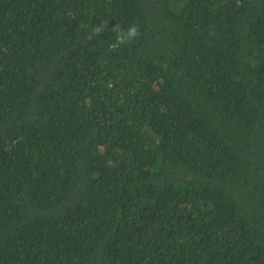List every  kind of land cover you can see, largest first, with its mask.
Here are the masks:
<instances>
[{
	"label": "trees",
	"instance_id": "obj_1",
	"mask_svg": "<svg viewBox=\"0 0 264 264\" xmlns=\"http://www.w3.org/2000/svg\"><path fill=\"white\" fill-rule=\"evenodd\" d=\"M0 264H264V0H0Z\"/></svg>",
	"mask_w": 264,
	"mask_h": 264
},
{
	"label": "clouds",
	"instance_id": "obj_2",
	"mask_svg": "<svg viewBox=\"0 0 264 264\" xmlns=\"http://www.w3.org/2000/svg\"><path fill=\"white\" fill-rule=\"evenodd\" d=\"M107 23L101 22L99 25H96L89 35V38H93L103 30H105ZM112 32L115 33V40L110 44V47L115 48L121 45H128L134 42L139 36L140 31L137 25H131L129 27L122 28L119 24H117L113 29Z\"/></svg>",
	"mask_w": 264,
	"mask_h": 264
}]
</instances>
